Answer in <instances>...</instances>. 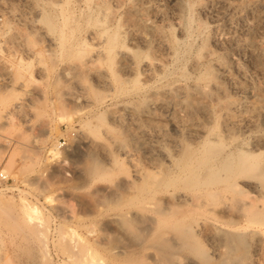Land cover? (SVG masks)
<instances>
[{
    "label": "rangeland",
    "instance_id": "obj_1",
    "mask_svg": "<svg viewBox=\"0 0 264 264\" xmlns=\"http://www.w3.org/2000/svg\"><path fill=\"white\" fill-rule=\"evenodd\" d=\"M64 6V13L70 11L72 17L65 25L68 37L59 40L53 35V40L41 17L52 13L62 20ZM186 21H190L189 28L183 25ZM107 25L120 33L110 55L103 34ZM171 33L181 42L175 55L166 45L158 44L161 40L170 44ZM154 61L163 62L167 74L149 70ZM207 62L215 65L220 80L216 87L220 90L214 89V96L207 101L214 100L218 109H223L218 103L228 98L236 103L228 129L224 114L220 128L263 153L259 159L264 173V3L0 0V172L9 178L5 182L0 179V264H47L40 258L41 248L54 264H82L89 244L98 248L99 243H105L99 247L103 250L106 244L113 246L115 254L136 253L135 263L129 264L155 261L156 249L146 244L149 231L144 220L136 219L123 230L110 220V207L107 212L104 209L115 206L112 189L120 187L126 197L136 192L127 183L128 174L135 179L138 168L147 176L166 161L163 150L171 151L180 139L191 135L185 131L187 123L214 124L202 109L190 110L182 102L195 79L180 80V72L189 69L197 75ZM106 77L120 79L132 91L118 96ZM176 83L185 86L174 94L164 93ZM89 123L101 127L100 139L109 141L119 157L112 177L92 179L85 172L93 156L113 167L106 151L90 142ZM55 143L60 155L51 151ZM242 188L243 199L264 200V192L262 195L252 185L243 184ZM102 196H109L104 197L106 204ZM30 205L38 206V212H26ZM99 209L104 213L96 219L94 211ZM219 214L224 220L235 216L221 210ZM201 237L210 253L222 250L205 232ZM253 241L248 264H264V235ZM24 245L38 255L28 257ZM114 253L98 251L96 257H101L103 264H126ZM183 258L180 264H195V258Z\"/></svg>",
    "mask_w": 264,
    "mask_h": 264
},
{
    "label": "bare ground",
    "instance_id": "obj_2",
    "mask_svg": "<svg viewBox=\"0 0 264 264\" xmlns=\"http://www.w3.org/2000/svg\"><path fill=\"white\" fill-rule=\"evenodd\" d=\"M257 1L264 3V0ZM67 3L65 0V4ZM61 12L60 14H63V21L58 20L52 13H43L41 17L46 24L44 27H47V33H45L53 40L55 37L53 35H56L58 38H55L59 40H65L68 37L65 25L72 18L69 14L71 12L69 11L68 14H65V6L62 7ZM59 21L62 22L60 23ZM186 22L183 25H188L189 28L190 21L187 24ZM146 27L148 26L146 25ZM103 32L108 41L107 53L110 55L117 40H119L120 33L109 25L103 28ZM171 34V43L166 40L170 44L163 43L161 42L162 40L158 44L160 46L166 45L170 49V52H172L171 54L174 53L175 55L177 54V46L181 42L175 36V33ZM145 41L150 43V40H147V38ZM135 52L137 53L138 51ZM197 59L201 60L202 58ZM199 60L194 65L199 64ZM207 63V66L204 63L206 67L203 66L204 69L199 73L197 72V75H193L194 73L192 74L191 71H188L189 69H183L180 72L181 78L180 76L178 78L180 80L185 78L184 81L186 79H195V81L191 80L194 82H192L193 84L189 83V89L182 102L190 110L202 109L207 118L213 119L214 124L210 125L206 121L187 123L185 131L193 136L190 135L180 139L179 143L171 151L163 150L162 153L166 161L161 162L156 170L149 172L147 176H144L143 171L138 168L135 169V179L130 178L128 174L127 183L129 187L135 188L136 192H130L126 197L121 192L123 189L120 191V187L114 188L110 186L114 188L110 193H112L111 198L114 197L113 199L116 200H114L115 203L112 201L115 206L107 203L109 206L107 205L106 209L103 208L107 212V209L110 207L111 213L114 214H112V219L110 218V220H113L114 224L120 225L123 230L124 228L127 230L129 226L134 224L130 225V222L136 219L141 218L144 220L142 222H145V225H147L146 229L149 231L146 230L148 232V235L146 234V238H148L146 244H150L156 249L155 252H157L154 254L152 251L153 257L156 255L153 262H151L152 259L148 256L151 259L149 263L147 261L148 264H180L182 257L185 259L195 258V264H248L253 254L251 253L253 238L264 235V200L259 203L254 199H243L245 193L242 188L243 184H250L261 194L264 192V173L259 159L263 153L250 149L244 142L241 143L234 134L232 135L230 132L226 133L225 131L227 130L220 128L222 126H220V118L224 114V125L228 129L232 119V107L236 103L228 98L223 104L218 103L219 105H223L221 106L223 109H218L217 105L212 104L214 100L210 103L207 101V98L214 96L213 90L217 89L216 87L219 86L218 81H220L218 80L215 65ZM220 65H218L219 70L223 69ZM152 69H155L158 73L162 71L164 75L167 71L166 65L161 61L150 63L149 70ZM159 77L162 80L164 76L161 74ZM106 79L111 83L118 96L128 95L132 91L120 79L114 80L111 77H106ZM138 83L139 81L137 80L135 84ZM184 86L183 83H176L167 87L164 93L174 94L179 92ZM217 100L219 99L217 98ZM21 103L18 102V105ZM148 103L149 105L151 104V102ZM127 107L126 105L125 108ZM221 110H224V113ZM102 119L104 120V117L102 118L101 116L100 120ZM87 125V130H89L87 133L93 139L89 138L90 142H96L97 145L106 151L113 162V167L107 166L98 157L93 156L90 158V161L88 160L85 172L92 179L112 177L119 166V157L112 149V144L109 141L100 139L101 127L99 125H91L90 123ZM51 151L53 155L61 154L57 143H55ZM104 197L102 196L103 200H106V204L107 199H104ZM105 198H109V196ZM230 201L231 203H229ZM108 202H111L110 199ZM111 206L112 208L115 207L116 211L111 210ZM37 208L38 206L36 207V205H30L29 210H26V212L30 214L37 213ZM100 209L94 211V218L98 219V217L103 216L104 211L102 212L103 209ZM219 210L225 213H233L236 218L232 216L230 219L224 220L222 219V215L219 214ZM110 211L107 214H111ZM237 218L242 219L244 223L239 222ZM202 232H205L208 238L210 237L216 248H222V250H218L219 252L217 253H210L206 249L204 240L201 237ZM142 235H145V233ZM141 239H143V236ZM93 242L95 244V240ZM103 244L105 243H99L100 246H103ZM147 245L145 246L146 248ZM106 246L104 245L105 248L102 247L104 248L103 250L99 249L98 246V248H94L89 244L87 248L85 247L86 252L82 264H103L101 257H96L97 252L106 251L110 254L114 253L113 246ZM26 248L27 250L25 249L24 253L34 259L36 255L34 249L30 250L29 247ZM93 249L97 250L94 251ZM44 251V249H40V258H45L47 264H54L46 258L47 253L45 254ZM135 254L130 251H122L117 252L115 256L117 255L120 261L127 264L137 258ZM139 262L141 263L140 260Z\"/></svg>",
    "mask_w": 264,
    "mask_h": 264
},
{
    "label": "built area",
    "instance_id": "obj_3",
    "mask_svg": "<svg viewBox=\"0 0 264 264\" xmlns=\"http://www.w3.org/2000/svg\"><path fill=\"white\" fill-rule=\"evenodd\" d=\"M0 179L4 182L9 180L7 174H5L4 172H0Z\"/></svg>",
    "mask_w": 264,
    "mask_h": 264
}]
</instances>
